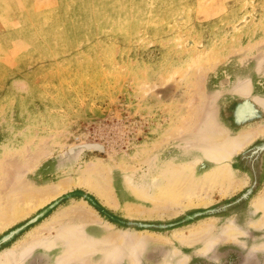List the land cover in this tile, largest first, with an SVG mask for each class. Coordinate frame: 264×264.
<instances>
[{"label":"rangeland","instance_id":"1","mask_svg":"<svg viewBox=\"0 0 264 264\" xmlns=\"http://www.w3.org/2000/svg\"><path fill=\"white\" fill-rule=\"evenodd\" d=\"M0 264H264V0H0Z\"/></svg>","mask_w":264,"mask_h":264},{"label":"water","instance_id":"2","mask_svg":"<svg viewBox=\"0 0 264 264\" xmlns=\"http://www.w3.org/2000/svg\"><path fill=\"white\" fill-rule=\"evenodd\" d=\"M87 149H91V148H87ZM93 150H96V151H103L102 148H99V149H95V148H93Z\"/></svg>","mask_w":264,"mask_h":264},{"label":"bare ground","instance_id":"3","mask_svg":"<svg viewBox=\"0 0 264 264\" xmlns=\"http://www.w3.org/2000/svg\"><path fill=\"white\" fill-rule=\"evenodd\" d=\"M179 183H180V182H179ZM174 186H175V185H174ZM171 190H172V189H171ZM177 190H178V188H177ZM180 190H181V189H179V192H180ZM164 194H165V195H168L169 193H164ZM170 194H171V193H170ZM170 194H169V195H170ZM177 194H178V193H177ZM179 195H180V194H179ZM181 195H182V194H181ZM170 196H171V195H170ZM20 211H21V210H20Z\"/></svg>","mask_w":264,"mask_h":264}]
</instances>
